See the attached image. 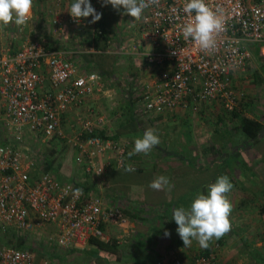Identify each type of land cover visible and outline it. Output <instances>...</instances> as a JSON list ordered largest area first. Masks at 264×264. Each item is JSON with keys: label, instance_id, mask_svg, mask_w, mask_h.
I'll return each mask as SVG.
<instances>
[{"label": "built area", "instance_id": "obj_1", "mask_svg": "<svg viewBox=\"0 0 264 264\" xmlns=\"http://www.w3.org/2000/svg\"><path fill=\"white\" fill-rule=\"evenodd\" d=\"M187 2L159 0L145 10L138 24L144 41L153 46L144 54L145 63L155 71L137 102L141 112L160 115L187 102L208 101H218L231 112L244 96L235 88L233 75L253 62L254 54L264 59V0H206L223 20L215 48L210 50L183 37V26L194 18V13L190 17L183 11ZM92 6L99 11L98 3ZM32 12L25 25L12 23L22 35L17 49L0 42V231H45L47 243L72 250L92 237L109 240L110 229L128 225L124 208L110 204L79 180L85 175L99 182L111 166L123 168L127 146L97 134L90 119L82 120L81 132L66 135L64 115L103 90V76L97 71L79 74L75 64L65 62L63 50L50 49L48 23L34 22ZM50 14L53 34L63 19L74 24L81 21L70 12L53 9ZM98 34L108 35L104 27ZM28 138L55 143L52 149L56 142L67 139L74 150L78 178L60 179L54 170L42 169L40 165L48 158L34 156L26 145ZM215 261L216 254L211 253L197 257L193 264ZM0 264L55 263L48 255L38 263L36 252L27 247L0 245ZM173 264L182 261L176 259Z\"/></svg>", "mask_w": 264, "mask_h": 264}, {"label": "crops", "instance_id": "obj_2", "mask_svg": "<svg viewBox=\"0 0 264 264\" xmlns=\"http://www.w3.org/2000/svg\"><path fill=\"white\" fill-rule=\"evenodd\" d=\"M48 2L55 4V11L67 14L74 0L34 1L32 18L40 24L48 23V47L63 50L65 62L75 64L79 74L97 71L104 80L103 90L64 115L62 128L66 135L81 132L82 120L90 119L96 124V132L125 143L128 153L147 129H155L160 137V144L148 154L128 155L127 165L134 166V172L113 165L99 182L85 175L79 178L81 184L92 186L110 204L121 199L129 223L109 230L118 243L115 250L89 241L81 248L62 249L57 264H67L69 259L70 264H173L176 259L190 264L201 253H215L213 264H264V131L250 141L239 127V117L218 101L197 105L187 102L160 115L137 112L143 86L155 72L145 63L144 54L153 46L144 41L138 28L141 20L124 14L123 7L117 10L111 4L105 6L103 0H90L99 5V21L91 23V16L77 24L63 19L57 34H53L49 24L53 9H48ZM96 26L104 27L108 35L97 38ZM254 55L249 66L258 56ZM249 66L233 75L238 89L251 73L247 72ZM258 68L262 76L264 63ZM240 101L235 109L264 124V97L255 101L244 93ZM63 141L68 145L67 139ZM54 149L58 152V145ZM224 174L234 185L228 194L233 205L232 229L214 239L207 249L196 241L184 247L172 219L173 210L189 208L198 194H207L208 185ZM160 175L166 176L169 183L159 191L150 188V182ZM127 209L136 216L129 215ZM166 231L170 236L165 235Z\"/></svg>", "mask_w": 264, "mask_h": 264}, {"label": "clouds", "instance_id": "obj_3", "mask_svg": "<svg viewBox=\"0 0 264 264\" xmlns=\"http://www.w3.org/2000/svg\"><path fill=\"white\" fill-rule=\"evenodd\" d=\"M158 3L159 0H103L105 6L111 4L117 10L123 7L124 14L130 15L136 21L143 18L145 10ZM33 7L34 0H0V22L4 26L10 23L25 25ZM69 11L77 21L91 16L90 22L95 23L102 17V13L97 12L90 0H74ZM183 11L190 17L194 13V18L183 26L184 39L191 38L202 50L215 48L216 34L223 28L219 10L210 8L206 0H188L183 6ZM159 144V135L155 129L149 128L142 138L135 140L134 149L128 155L131 157L140 153L148 154ZM125 171L134 172L135 169L128 166ZM168 183V178L160 175L150 182L149 187L159 191ZM233 187L229 176L221 175L214 183L208 185L207 194L202 192L197 195L189 208L181 206L173 210L172 219L178 225L176 231L184 247H190L193 241H196L201 248L207 249L214 239L218 240L230 232L233 227L230 218L233 205L228 194ZM77 191L82 194V190ZM165 235L170 236V232L166 231Z\"/></svg>", "mask_w": 264, "mask_h": 264}, {"label": "rangeland", "instance_id": "obj_4", "mask_svg": "<svg viewBox=\"0 0 264 264\" xmlns=\"http://www.w3.org/2000/svg\"><path fill=\"white\" fill-rule=\"evenodd\" d=\"M46 6H48V9L49 8L54 9L56 7L55 4L52 5L49 2L48 4H46ZM46 12L47 14H49L48 11ZM33 21L36 22L38 21V19L36 20L33 18ZM0 36H1L0 42L3 46H11L12 48L17 49L21 44L22 35L18 33L17 26L15 25L12 26L11 24H9L7 26H4L2 22H0ZM261 63H264V59L261 58L260 55L256 56L254 63H252L251 66L248 65L249 69L252 68V70H249V69L247 70L248 74L250 72L251 73L247 75L246 77H244L245 82H242V86H240L239 89L235 85V88H237L242 93L245 91L244 93L247 94L249 97H251L252 100L254 99L255 101H258L264 97V71L262 73V76L258 75V70H259L258 67L261 65ZM136 108L138 109L137 112H140V106L137 105V103H136ZM56 144L58 145V148H59L58 152L56 151V149H53L54 151H52V150H49L50 148L47 147V146L49 147L53 146L55 145V143L50 144V145L47 143L46 145V143H43V141L39 138L37 139L28 138L27 143H26V145H28L27 147L30 148L33 155L38 156L39 160H41L43 157L51 159L52 170H55L54 172L57 173L59 177H62V179L72 178V177L78 178L77 172L74 171V165H73L75 164L73 163L74 159L70 158L71 156L74 157V154H72L74 153V150L71 149L69 145L64 143V141L56 142ZM40 166L42 167L43 165H40ZM68 169L71 170V171L69 170L71 173L70 172L68 173ZM114 200L112 201V203L114 202ZM118 200L119 201L115 200L116 201L115 203L121 207V205L123 204L122 203L123 201H121V199L119 198ZM5 233L6 232L0 231V245H6L4 243L5 242L4 240H6V236L4 235ZM7 233L8 235H12L11 239L10 238L7 239V240H10V242H7L6 240L7 244H11V243L14 244V243L19 242L20 239L19 238L17 239L14 237V231H11V233L9 232ZM15 234L20 236L21 239H26L25 246L27 248H29L28 246H33L36 248V256H37L38 263H41L42 259L46 255H48L51 257L52 261L55 264H57L56 257L61 252H63L62 248H57L53 246H49L48 248L41 247V244L47 243V235H49L48 233H46L45 231H41V232L37 231V232H31V233L30 232H15ZM69 261L70 259L66 263L70 264Z\"/></svg>", "mask_w": 264, "mask_h": 264}, {"label": "trees", "instance_id": "obj_5", "mask_svg": "<svg viewBox=\"0 0 264 264\" xmlns=\"http://www.w3.org/2000/svg\"><path fill=\"white\" fill-rule=\"evenodd\" d=\"M10 24L12 26L14 25L12 23H10ZM99 28H100L99 26H96V29H95V34H96L97 38L102 37L101 35L98 34V29ZM231 113H232V115H234L236 117H239V120H240L239 127H240L241 131L246 135V137L250 141L251 140H256L257 138L260 137V134L264 131V124L261 121H259L258 119H256L254 116H252L250 114L241 113L237 109H234L233 111H231ZM96 133L101 135V133H98V132H96ZM101 136L105 137L103 135H101ZM52 151H54V150L52 149ZM127 164L129 165L128 150H127V159L125 160L123 168L128 167ZM43 168L52 170V163H51V159L50 158H48L45 161V163L43 164ZM110 172L111 171L109 170L107 172V174L110 173ZM170 206H172V204ZM128 210L129 209H127V212H128L129 215L136 216V214H131L132 212H130ZM11 231H14V237L15 238H17V239L19 238L20 239L18 243H14V244L11 243V244L13 246H17V247H26L25 246L26 245V239H21L20 236L15 234V232H17L15 229L11 230ZM11 231H6V233L4 234L6 236V240L9 239V238L11 239L12 235H8V233H7V232L11 233ZM6 240H4L5 242L4 241L3 242L6 245H11V244H7ZM90 241L93 242V243H96L99 247L106 248V249L115 250L117 248V246H118L117 240L116 239H112V238L109 239L108 241H105V240H102L100 238L92 237L90 239ZM7 242H10V240H7ZM145 244L146 243L143 242L144 247H145ZM49 246H52V245L49 244V243L41 244V247H43V248H46V247L48 248ZM28 247L36 252V248L35 247H33V246H28ZM210 254L211 253H201V254H198L197 257H199V256H209ZM196 258H195V260H196ZM195 260H194V262H195ZM193 263H190V264H193Z\"/></svg>", "mask_w": 264, "mask_h": 264}]
</instances>
